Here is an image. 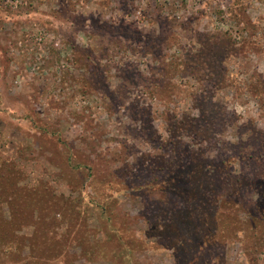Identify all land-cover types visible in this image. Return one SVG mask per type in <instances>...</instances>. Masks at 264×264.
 Listing matches in <instances>:
<instances>
[{
	"label": "rangeland",
	"instance_id": "obj_1",
	"mask_svg": "<svg viewBox=\"0 0 264 264\" xmlns=\"http://www.w3.org/2000/svg\"><path fill=\"white\" fill-rule=\"evenodd\" d=\"M263 82L264 0H0V264H264Z\"/></svg>",
	"mask_w": 264,
	"mask_h": 264
},
{
	"label": "trees",
	"instance_id": "obj_2",
	"mask_svg": "<svg viewBox=\"0 0 264 264\" xmlns=\"http://www.w3.org/2000/svg\"><path fill=\"white\" fill-rule=\"evenodd\" d=\"M204 55L206 56V54L204 53ZM203 55V57H205ZM202 60H203V58H201ZM165 86H168V85H165ZM262 86H264V82H263V84H262ZM170 88H172V90L174 89V87H171L170 86ZM238 154H240V153H238ZM262 156V155H261ZM261 158V159H260ZM255 161V160H257V162L256 163H259V164H264V157L262 156V157H259V159L256 157V156H253L252 157V161ZM208 161V160H207ZM226 161V160H225ZM190 162H192V165H194L195 166V163H194V161H193V159L191 160L190 159ZM210 162V161H209ZM203 164H204V160L203 159H201L200 158V164H199V167H198V170H200L201 168H203ZM190 165V164H189ZM188 165V166H189ZM183 168V167H182ZM197 168V167H196ZM222 167H220L218 170L219 171H222L223 169H221ZM184 169V168H183ZM191 169V168H190ZM192 170H193V168H192ZM196 170V169H195ZM200 174H202L203 176H204V178L205 177H208V178H212V177H210L212 174H210L209 172H204V173H200ZM192 175L193 174H188V177H192ZM187 177V174L185 173V172H183L182 174H181V180H182V183H180L179 185H183L185 182H187L188 183V178ZM221 179V178H220ZM219 179V180H220ZM238 179V178H237ZM217 183V182H216ZM219 183H221V181H219ZM178 184V183H177ZM252 205V204H251ZM253 206V205H252ZM254 210L256 211L255 212V214L253 215V218L254 219H257V222L259 223V225H260V228H263L264 227V215L262 214V213H264V203H260V202H255V204H254ZM244 210L246 211V213H248L250 216H252V212H253V210H249L248 211V209H247V206H244Z\"/></svg>",
	"mask_w": 264,
	"mask_h": 264
}]
</instances>
